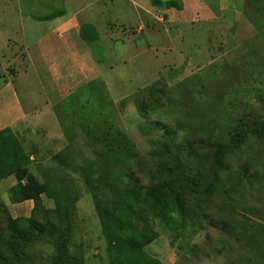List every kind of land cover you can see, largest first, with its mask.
I'll return each instance as SVG.
<instances>
[{"label": "rangeland", "instance_id": "rangeland-1", "mask_svg": "<svg viewBox=\"0 0 264 264\" xmlns=\"http://www.w3.org/2000/svg\"><path fill=\"white\" fill-rule=\"evenodd\" d=\"M91 2L78 0L74 9L86 14L99 6L91 7ZM123 2L132 7L131 2ZM230 2L235 4L209 24L190 23L184 33L172 27L187 63L181 67L176 58L166 60L151 87L148 83L158 63L141 55L145 38L137 50L124 46L123 40L110 51L99 46L97 56L104 65L118 66L124 58H133L128 66L131 79L111 85L113 99L98 83L90 96L80 91L66 105L60 104V134L68 146L61 148L59 142L53 148L42 139L47 125L54 126L49 115L54 99L34 74L29 73L30 81L23 82L25 52L18 48L21 25L32 23L37 30L43 24L52 25L53 17L41 18L60 14V0H0V81L15 79L19 99L26 103L30 91L40 107L28 137L39 140L42 155L30 172L40 183H48L59 200L72 205L69 217L61 219L55 212L56 202L42 196V207L35 214L39 237L28 243L27 264H111L94 195L109 197L113 187L109 182L119 189L147 193L160 180L171 183L185 178L191 188L178 191L186 205L184 222H179L178 215L167 221L153 219L157 237L146 252L161 264H264V131L240 148L232 137L234 130H243L247 124L264 129V36L254 24L264 27V1L249 2L250 18L243 13L244 0ZM110 21L115 18L108 14L106 22ZM96 25L105 33L101 22ZM136 26V22L122 26L110 22L104 29L115 30L121 38L133 34ZM38 33L31 37L28 32L26 38L32 42ZM64 107L69 115L63 113ZM120 132L127 134L134 155L122 165L116 155L111 156L112 165L105 167L98 152L108 150L110 144L117 146L120 139L111 137ZM216 145L225 155L216 186L209 191L203 178L216 163ZM113 169L116 178L110 172ZM98 177H103L100 184ZM91 178L94 181L88 183ZM196 180L201 184H195ZM39 226L45 229L39 232ZM0 227H7L1 217ZM1 235L4 240L9 237L6 232ZM63 243L65 249L60 247Z\"/></svg>", "mask_w": 264, "mask_h": 264}, {"label": "crops", "instance_id": "crops-1", "mask_svg": "<svg viewBox=\"0 0 264 264\" xmlns=\"http://www.w3.org/2000/svg\"><path fill=\"white\" fill-rule=\"evenodd\" d=\"M103 1L105 0H94V3H89L91 7L93 4L99 6L82 14L83 10L74 9L79 6L78 0H60V14L42 17L41 19L53 17L51 20L54 23L48 26L43 24L40 30H37L38 26L32 23L22 22L20 34L22 44L18 49H24L25 52L22 72L26 76L23 82L30 81L29 73L34 74L38 83L43 87L46 86L48 97L54 99L49 106V115L54 118V126L47 125L42 139L44 143H51L53 148H56L59 142L61 148L68 146L64 141L63 133L60 134L57 112L60 104L66 105L74 95L95 82L102 83L113 99L111 85L118 81L126 83L131 79L132 71H129L128 66L133 58H124L119 67L104 65L97 56L99 46L110 51L113 45L123 40L124 46L137 50L138 42L145 38L141 55L146 57L147 61L155 60L154 62L158 63V70L153 73V81L148 83L152 84L158 80L157 76L161 68L165 67L166 60L176 58L182 64L181 67L187 63V56L179 51V47L183 45L179 41V35L176 31L172 33L174 25L181 31L184 30V33L185 27L190 23L196 22L198 26L209 24L218 18L223 10H228L235 4L230 0H207V3L203 0H140V3L126 0L131 2L132 7H129L123 0H116L115 3L110 0L102 5L101 3H105ZM172 1H176L177 6L168 7L167 4ZM108 14L114 16L117 26L136 22V30L131 35L123 34L121 38L117 37L113 29L108 32L109 30H105L104 27L110 22L114 24L112 21L106 22ZM85 17H89V20L83 22ZM98 22L103 24L105 33H102L96 25ZM88 24L98 33L96 36L92 29L87 30L86 37L92 42H88L83 37L82 27ZM28 32L31 33V37H36L37 33L40 35L30 42L26 38ZM190 33L192 35V31ZM180 36L183 37L181 32ZM5 44L9 47L11 40ZM141 73L146 74L145 71ZM14 84L15 79L4 80V83L0 81V131L6 128L12 129L30 155L31 168L42 155L39 140L34 136L28 137L34 132V119L40 114V107L34 102L35 97L30 91L26 93L28 95L26 103L21 101ZM62 111L64 114H70L66 107ZM44 148L50 147L45 145ZM16 184L15 176L0 181V202L9 210L13 218L30 217L34 208L32 200L14 203L10 199L11 189ZM4 198L7 199V203L4 202Z\"/></svg>", "mask_w": 264, "mask_h": 264}, {"label": "trees", "instance_id": "trees-1", "mask_svg": "<svg viewBox=\"0 0 264 264\" xmlns=\"http://www.w3.org/2000/svg\"><path fill=\"white\" fill-rule=\"evenodd\" d=\"M203 1L207 3V0ZM244 1L243 13L246 17L248 16L249 2L251 0ZM257 1L263 2L264 0ZM167 6H177L176 1L169 2ZM262 7L261 9L264 10V6ZM247 18L250 17L248 16ZM254 24L260 29L259 35L263 37L264 27L256 22ZM91 29L98 36L93 26L88 24L82 27L83 37L88 42L92 41L86 37V32ZM156 82L152 83L149 87L156 84ZM97 85L98 83L95 82L86 86L82 90V93L85 92L89 95L91 91L96 92ZM100 85L104 88L102 84ZM263 131L264 129L258 128L255 125L247 124L243 130H234L232 137L240 148V145L246 143L251 136L260 137ZM111 139H120V143L117 146L110 144L108 150H99L98 152V156L104 162L103 165L105 167L112 165L111 156L116 155L119 160L118 163L122 165L134 155L133 145L125 132H120L119 136L114 135ZM213 149L216 151V163L209 174H207V177L203 178L209 191L213 190L216 186L214 183L218 181V171L221 166L220 159L225 155V150L220 146L216 145ZM55 157L61 160L62 155L57 154ZM31 164L30 155L25 151L12 129L6 128L1 130L0 181L10 176H15L17 184L11 189L13 202L22 203L32 200L34 208L30 217L13 218L9 210L4 208L0 202V217L7 223L6 228L0 227V264L28 263L29 256L27 255L26 248L28 243L38 240L39 237L35 234V230L38 228L35 214L42 207L41 201L43 195L56 202L55 212L61 219L69 217L72 211V205L68 201H62L61 197L59 200V197L50 190L48 183H40L30 172ZM110 172L114 178L118 176L115 169ZM102 180L103 177H98L96 183L100 184ZM91 181L94 180L91 178L88 183ZM199 183V181H195V184ZM108 184L113 186L111 188V195L103 197L96 193L94 201L107 241L111 264H161L157 258L149 255L145 250L157 237L151 224L153 219L167 221L169 218L177 215L179 222H184L186 205L180 199L178 191L191 188L189 178H185V180H173L171 183L160 180L148 187L147 193H144L140 189H136L135 191L119 189L113 182H109ZM71 202H75V200H71ZM39 227H41L38 229L39 232L45 229L44 226ZM1 232H6L9 234V237L4 240ZM60 247L65 249L66 245L63 243Z\"/></svg>", "mask_w": 264, "mask_h": 264}]
</instances>
